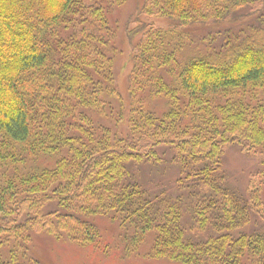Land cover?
<instances>
[{
  "label": "trees",
  "instance_id": "1",
  "mask_svg": "<svg viewBox=\"0 0 264 264\" xmlns=\"http://www.w3.org/2000/svg\"><path fill=\"white\" fill-rule=\"evenodd\" d=\"M126 1L0 0V264L31 232L89 244L108 213L135 246L152 232L154 258L264 264V234L238 232L264 221V0H141L123 96L111 17ZM232 144L263 166L244 195L226 184ZM163 162L174 193L130 169ZM183 215L211 234L186 238Z\"/></svg>",
  "mask_w": 264,
  "mask_h": 264
},
{
  "label": "rangeland",
  "instance_id": "2",
  "mask_svg": "<svg viewBox=\"0 0 264 264\" xmlns=\"http://www.w3.org/2000/svg\"><path fill=\"white\" fill-rule=\"evenodd\" d=\"M140 1L127 0L124 5L115 10L111 17V23H116L118 27L115 37L118 50L116 78L117 88L123 96H126V75L129 69V55L132 51L130 42L125 39V29L134 25L133 14ZM130 169L136 173L141 185L150 192H158L162 184L170 188V193L176 192L174 181L178 175V169L175 165L165 162L159 165L131 164ZM262 169L259 157L242 152L237 145L227 146L223 156V171L229 188L244 195L248 182L258 181L261 178ZM261 197L264 204V185ZM47 209H50V206ZM89 219L98 230V237L93 242L80 245L62 238L56 239L44 232H31L26 254L24 256L18 254L15 262L17 264H184L167 258L151 257L150 251L154 238L152 232H146L143 240L135 246L134 240L138 233L130 224L123 223L119 215L108 213L90 216ZM181 223L186 238L203 240L211 234V231L190 230V220L184 215ZM238 232L264 234V221L257 215H253L249 225ZM8 251L7 245L0 246V257L3 261H11Z\"/></svg>",
  "mask_w": 264,
  "mask_h": 264
}]
</instances>
